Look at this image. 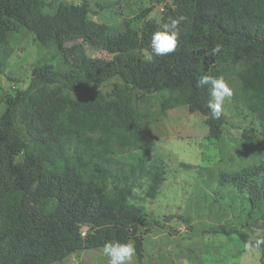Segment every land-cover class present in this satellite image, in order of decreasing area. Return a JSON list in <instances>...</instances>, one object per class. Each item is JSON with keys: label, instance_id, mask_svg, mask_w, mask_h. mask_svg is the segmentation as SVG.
Instances as JSON below:
<instances>
[{"label": "trees", "instance_id": "trees-1", "mask_svg": "<svg viewBox=\"0 0 264 264\" xmlns=\"http://www.w3.org/2000/svg\"><path fill=\"white\" fill-rule=\"evenodd\" d=\"M60 2L49 13L48 0H0V74L11 47L8 25L54 45L57 70L35 66L27 88L6 93L0 116V264H53L108 241H135L143 255V233L150 230L143 207L130 202L140 189L155 199L165 182L161 165L120 160L137 149L142 126L157 122L177 105L202 119L208 138L220 140L224 112L211 118L207 86L200 76L223 77L229 98L264 122V0H171L161 22L145 12L124 18L116 34L90 19L88 0ZM163 2L164 0H159ZM121 0H95L100 11ZM185 17L179 46L165 57L150 49L152 34L169 18ZM143 19L139 29L135 23ZM221 45L218 54L212 48ZM86 46L110 59L91 57ZM147 53L149 57H146ZM118 78L113 91L89 101L71 93ZM160 99L153 111L152 99ZM254 128L243 137L253 139ZM223 185L247 194L251 222L264 227V165L241 175H224ZM255 214V215H253ZM244 242L248 236L239 234ZM264 249V247H262Z\"/></svg>", "mask_w": 264, "mask_h": 264}, {"label": "rangeland", "instance_id": "rangeland-1", "mask_svg": "<svg viewBox=\"0 0 264 264\" xmlns=\"http://www.w3.org/2000/svg\"><path fill=\"white\" fill-rule=\"evenodd\" d=\"M91 5L90 19L106 24L111 34L123 26L124 18H136L145 12L148 20L161 22L171 0H121L116 7L100 11L95 0ZM60 2L80 4L81 0H48L49 13L55 12ZM135 23V29L143 24ZM20 30L18 23L10 22L11 52L7 68L0 74V116L5 110V94L27 88L35 66L46 62L57 70L61 59L54 45L39 44L34 34ZM91 57L110 59L111 54L93 46H86ZM149 57L147 53H144ZM25 57L20 67L19 58ZM8 69V70H7ZM118 78L95 84L88 91L71 93L75 100L89 101L113 91ZM152 110L160 107V99L153 96ZM224 112L227 123L220 140L208 138V128L195 115H188L185 107L177 105L157 122L141 127L142 141L137 149L117 153L125 162L147 166L162 165L165 182L155 199H148L140 189L135 190L130 202L144 208L150 230L144 232L143 255L137 253L133 264H249L252 253L244 249L239 234L254 240L264 236V227L251 222L247 194L221 183L224 175H241L264 165V122L248 114L242 106L228 99ZM255 138L243 137L251 130ZM135 245V241L131 240ZM53 264H108L102 248L74 253ZM256 264H264V249L259 252Z\"/></svg>", "mask_w": 264, "mask_h": 264}, {"label": "clouds", "instance_id": "clouds-1", "mask_svg": "<svg viewBox=\"0 0 264 264\" xmlns=\"http://www.w3.org/2000/svg\"><path fill=\"white\" fill-rule=\"evenodd\" d=\"M184 20L183 16L169 18L161 30L152 34L150 49L155 57H165L176 51L179 46V26ZM221 47L216 45L212 48V53L214 55L220 53ZM196 83L197 87H208L210 99L207 107L210 109L211 118L219 120L224 114L226 101L233 96V88L223 77L208 74L200 76ZM262 247H264V236H257L254 240L245 242V251L253 254L249 258V264H256ZM102 253L108 259V264H133L136 248L131 241H108L103 244Z\"/></svg>", "mask_w": 264, "mask_h": 264}, {"label": "crops", "instance_id": "crops-1", "mask_svg": "<svg viewBox=\"0 0 264 264\" xmlns=\"http://www.w3.org/2000/svg\"><path fill=\"white\" fill-rule=\"evenodd\" d=\"M24 59H25L24 56H22L21 58H19V62H18L17 64H19L20 67H22V65L24 64ZM6 68H7V65H6ZM6 68H5V70H6ZM7 70H8V69H7Z\"/></svg>", "mask_w": 264, "mask_h": 264}]
</instances>
